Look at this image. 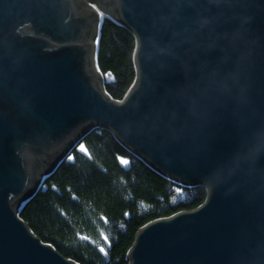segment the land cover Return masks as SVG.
<instances>
[{"label":"water","instance_id":"1","mask_svg":"<svg viewBox=\"0 0 264 264\" xmlns=\"http://www.w3.org/2000/svg\"><path fill=\"white\" fill-rule=\"evenodd\" d=\"M95 10L136 37L122 102L95 68ZM96 126L172 182L209 190L142 227L129 264H264V0H0V264H78L16 206L40 173L88 156Z\"/></svg>","mask_w":264,"mask_h":264},{"label":"trees","instance_id":"2","mask_svg":"<svg viewBox=\"0 0 264 264\" xmlns=\"http://www.w3.org/2000/svg\"><path fill=\"white\" fill-rule=\"evenodd\" d=\"M136 49L130 30L104 19L97 63L113 100L123 101L136 82ZM83 144L89 157L72 152L21 211L36 236L78 264H129L142 227L195 210L207 200L206 188L165 179L107 129L93 130ZM123 160L129 161L128 169Z\"/></svg>","mask_w":264,"mask_h":264},{"label":"bare ground","instance_id":"3","mask_svg":"<svg viewBox=\"0 0 264 264\" xmlns=\"http://www.w3.org/2000/svg\"><path fill=\"white\" fill-rule=\"evenodd\" d=\"M95 13L98 15L100 12L99 11H96L95 10ZM100 18H101V21H100V27H102V25H103V21H104V19L105 18H109V17H107V16H105V18L104 19H102V14H100ZM109 19H111V18H109ZM111 20H113V19H111ZM114 22H116L115 20H113ZM117 24H119V25H122V24H120V23H118L117 22ZM122 26H124V25H122ZM125 27V26H124ZM128 29V28H127ZM129 30V29H128ZM100 31H101V28H100ZM99 39H100V35H99ZM98 46H99V40H98ZM97 59H98V54H97V57H96V51H95V59H94V63H95V68H96V71H97V74H98V76H100V69H99V67H98V63H97ZM101 75H102V73H101ZM102 77H103V75H102ZM102 84H103V88H104V90H105V86H104V77H103V82H102ZM105 92H106V90H105ZM106 94H107V96H108V98L110 99V100H113V99H111L110 98V96L108 95V93L106 92ZM113 101H116V100H113ZM117 102H122V101H117ZM98 128H102V129H105V128H103V127H101V126H96L94 129H92L91 130V132L93 131V130H95V129H98ZM108 130V129H107ZM110 131V130H109ZM90 132V133H91ZM111 132V131H110ZM112 133V132H111ZM86 138V137H85ZM84 138V139H85ZM83 139V140H84ZM83 140H82V142L81 143H83ZM84 145V144H83ZM86 149V148H85ZM126 149V148H125ZM127 150V149H126ZM74 151H77V152H79L77 149L76 150H74ZM73 151V152H74ZM87 151V150H86ZM128 152H130L129 150H127ZM79 153H81V152H79ZM87 153H88V151H87ZM131 154H133L132 152H130ZM82 154V153H81ZM84 155V154H83ZM138 160H140L143 164H145V165H147L150 169H152L153 171H155L153 168H151L147 163H145L140 157H138L137 155H135V154H133ZM87 157H89V156H87ZM68 158V157H67ZM67 158H65V159H63L62 161H61V163H59L57 166H55L54 167V170L53 171H51L50 173H47L45 176L42 174V173H40L39 174V177L41 178V180H43V184L42 185H40L38 188H39V191L40 190H42V188H44L45 187V181H47V180H49L52 176H53V174L58 170V168L61 166V164L67 159ZM121 165H122V167L124 166L123 165V162H121ZM128 166H129V161H128ZM125 168V167H124ZM156 172V171H155ZM156 173H158V172H156ZM159 174V173H158ZM160 175V174H159ZM162 176V175H161ZM162 177H164V176H162ZM165 179H167L166 177H164ZM167 180H169V179H167ZM169 181H171V180H169ZM173 183H175V182H173ZM177 185H180V184H178V183H176ZM37 186V185H36ZM180 186H182V185H180ZM194 186H203V185H198V184H195ZM184 187V186H183ZM189 187H193V186H189ZM204 188H206L207 189V194H208V196H209V190H208V188L207 187H205V186H203ZM38 191V192H39ZM38 192L36 193V195L38 194ZM35 195V196H36ZM35 196H33L32 198H30L29 200H27L28 202H27V204H26V206L33 200V198L35 197ZM207 199H208V197H207ZM207 201V200H206ZM205 201V202H206ZM205 203H203L202 205H204ZM201 205V206H202ZM25 206V207H26ZM24 207V208H25ZM23 208V209H24ZM21 211L22 210H19V213H20V218H21ZM183 212H186V211H183ZM179 213H181V212H179ZM179 213H177V214H179ZM22 219V218H21ZM23 220V219H22ZM24 221V220H23ZM146 226V225H145Z\"/></svg>","mask_w":264,"mask_h":264},{"label":"rangeland","instance_id":"4","mask_svg":"<svg viewBox=\"0 0 264 264\" xmlns=\"http://www.w3.org/2000/svg\"><path fill=\"white\" fill-rule=\"evenodd\" d=\"M100 14H101V13H99L98 15H100ZM105 16H106V15L102 14V19H104V18H105ZM101 85H102V81H101ZM70 155H71V154H70ZM70 155H69V156H70ZM69 156H68V157H69ZM37 178L39 179V181H38V183H37V185H38V184H39V182L41 181V178L39 177V175L37 176ZM44 183H46V181H45ZM16 207H17L18 211H19V210H20V208H21V207L19 206V203L17 204V206H16Z\"/></svg>","mask_w":264,"mask_h":264},{"label":"snow or ice","instance_id":"5","mask_svg":"<svg viewBox=\"0 0 264 264\" xmlns=\"http://www.w3.org/2000/svg\"><path fill=\"white\" fill-rule=\"evenodd\" d=\"M69 159H71V157H69ZM125 163H127V161H125Z\"/></svg>","mask_w":264,"mask_h":264}]
</instances>
